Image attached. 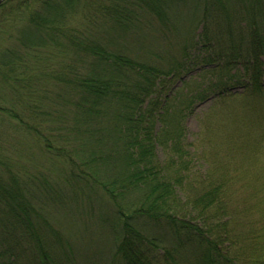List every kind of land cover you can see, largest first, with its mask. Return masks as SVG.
<instances>
[{"label": "trees", "instance_id": "1", "mask_svg": "<svg viewBox=\"0 0 264 264\" xmlns=\"http://www.w3.org/2000/svg\"><path fill=\"white\" fill-rule=\"evenodd\" d=\"M183 8L203 24L192 44L200 63L263 91L264 0H2L0 96L12 98L0 114L33 135L49 163L62 165L76 196L107 200L98 210L118 235L114 263L163 262L150 251L162 245L173 264L188 248L186 264H264V187L233 190L223 164L193 170L199 160L186 143V120L204 94L171 91L200 57L185 48L182 61L163 69L115 52L100 37L105 21L126 30L152 15L168 26ZM5 137L0 264L22 262L28 248L32 264H56L35 188L63 197L64 187L49 175H28L24 162L5 155ZM138 220L163 230V240L141 234Z\"/></svg>", "mask_w": 264, "mask_h": 264}, {"label": "rangeland", "instance_id": "2", "mask_svg": "<svg viewBox=\"0 0 264 264\" xmlns=\"http://www.w3.org/2000/svg\"><path fill=\"white\" fill-rule=\"evenodd\" d=\"M188 10L183 8L176 21L168 26L152 15L126 30L108 20L103 23L100 37L115 52L140 63L167 69L172 59L182 61L185 48H192L193 51L194 40L200 39L203 29L200 16ZM195 54L200 58L196 64L190 62L189 66H185V71L181 73L184 74L175 82V90L171 91L174 93L187 86L185 92L190 93L191 90L204 94L186 120V143L193 157L199 160L198 163L194 162L193 170L206 173L205 170L211 168V164L213 168L223 164L220 172L228 173L235 188L232 187L233 190L244 191L247 189L243 188L249 186L261 189L264 187V88L263 91L253 90L245 81L235 83L228 80L231 75L229 70L217 71L214 64L204 66L200 63L203 55ZM3 97L0 96V106L8 108L12 95L9 93L7 99L4 97L6 100ZM0 135L7 136L4 138L5 155L24 162L28 175H43L41 178L49 175L53 183H62L64 187L63 197L46 196L41 187L35 188L38 193L34 201L39 210L38 218L44 216L48 222V225L42 226L46 229L53 262L116 264V259L121 260L119 256L115 259L118 235L100 220L98 208L107 200L99 199L96 205L95 201L76 196L70 186L64 183L66 172H60L62 165L49 163L44 153L36 151L34 136L18 130L13 121L9 118L3 120L1 114ZM15 142L16 149L12 147ZM159 155L164 158L161 149ZM43 166L49 167V170L36 172V167ZM135 222V229L144 236L163 240L165 233L160 228L150 224L147 227L148 223L139 220ZM190 250H179L176 264H186ZM29 251L18 264H32L29 261L33 257ZM150 251L164 264H173V261L167 262L169 258L164 256L162 245L152 247ZM3 260L0 256V263Z\"/></svg>", "mask_w": 264, "mask_h": 264}, {"label": "water", "instance_id": "3", "mask_svg": "<svg viewBox=\"0 0 264 264\" xmlns=\"http://www.w3.org/2000/svg\"><path fill=\"white\" fill-rule=\"evenodd\" d=\"M1 1H2V0H0V4H1Z\"/></svg>", "mask_w": 264, "mask_h": 264}]
</instances>
